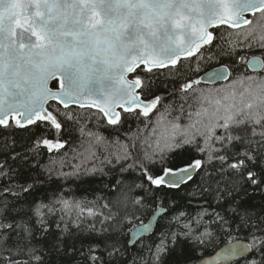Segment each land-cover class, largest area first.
I'll return each mask as SVG.
<instances>
[{
    "label": "snow or ice",
    "instance_id": "obj_1",
    "mask_svg": "<svg viewBox=\"0 0 264 264\" xmlns=\"http://www.w3.org/2000/svg\"><path fill=\"white\" fill-rule=\"evenodd\" d=\"M248 13L264 18V0H0V129H42L26 150H17L15 140L0 143V264H52L53 253L68 255L67 222L61 229L50 218L59 212L64 221L73 211L77 229L84 219L102 226L86 230L96 234L94 242L71 246L80 264H165L181 237L191 249L187 264H264V204H248L245 187L264 192V80L233 75L246 56L237 54L232 30L264 48V24L258 35L255 28L243 31L253 25ZM217 55L235 59L205 75L229 83L205 90L201 64ZM247 67L264 71V58L252 56ZM161 83L172 86L169 95L192 97L197 110L187 113V123H181L183 105L181 115L169 119L172 106L157 94ZM117 108L136 117V132L109 140L86 131L100 114L118 131L123 120ZM70 129L89 138L84 152L72 149L74 159L111 165L114 182L105 185L110 195L102 205L107 212L55 193L47 202L35 195L53 175L79 178V165L63 171L67 152L42 159V147L48 153L65 148ZM190 185L189 196L210 201L203 199L194 218L170 215L162 207L166 190ZM204 205L214 207L209 212ZM126 223L133 227L125 231ZM222 237L223 247L206 256Z\"/></svg>",
    "mask_w": 264,
    "mask_h": 264
},
{
    "label": "trees",
    "instance_id": "obj_2",
    "mask_svg": "<svg viewBox=\"0 0 264 264\" xmlns=\"http://www.w3.org/2000/svg\"><path fill=\"white\" fill-rule=\"evenodd\" d=\"M250 20L253 21V25L245 26L243 31L246 32L250 28L257 29V35L259 26L261 24H264V18L260 17V14L257 13L254 16L250 17ZM241 32V30H232V37L231 40L235 42V44L239 45L236 48L238 55H245L246 60L241 64L239 61L236 63V67L239 68V72L234 73L233 75L235 77H240L242 75H249L255 77L257 81L264 79V71L259 72H251L248 67L247 63L251 59L252 56H260L264 58V48L261 47L260 43L258 41H253L251 38H249L248 41L243 40V36H237V33ZM251 43V47H248L247 45ZM235 57H229L226 55H217L211 60H207L206 62L201 64V70L198 73V75H202L204 72L220 67L222 64H229L231 66L232 60H234ZM163 71V70H162ZM231 79V78H230ZM161 80H164V77L161 76ZM229 83L227 81L225 84ZM223 84L216 85V86H205L202 85L200 87L204 88L205 90L208 89H217L221 88ZM173 91L172 86L169 85L167 88L164 87V84L161 83L157 89V94L164 96V105H171V116L175 117L177 115H181L180 112V106L183 105V116L181 118V123H187V113L189 111H195L197 110L196 105L193 103L192 97L189 95L185 99H181L180 94L176 93L175 95H169ZM192 105L191 108H189V105ZM161 112L164 111L163 107H161ZM96 112H91L90 114H94ZM101 117V116H100ZM121 119L123 120V126L119 128L117 131L115 126H108L102 118L97 123V119L95 115H93V118L88 122L87 130H91L93 132H99L105 137H107L109 140H112L114 136H119L121 140L125 139L126 135H130L133 132L137 131V124L138 121L135 116L130 114H123L121 116ZM143 117H141V121H143ZM152 119L155 120V116H152ZM131 126V128H129ZM139 127L141 130H143L144 134H147L150 129L145 127V122H139ZM42 131L41 128H36L33 126H27L25 128H13L11 130H3L0 129V143H2L4 138H7L9 142L11 143L12 140H15L18 145L17 150L21 149H27L28 146H30L35 138L39 135V133ZM64 140H67L69 143L66 144L64 149H61L58 153H48L46 148L42 147V151L45 153L44 157L42 159L45 163H47V158L50 155H55L57 158H59L60 155H62L64 152H67L68 155L66 157V163L65 167L63 168L64 172L71 173L73 171V166L79 165L80 166V176L77 178L76 176H70L68 179L64 178H57L55 175H53L52 180L49 184H46L43 187L37 188V191L35 195L37 196H43L45 198V202L48 201V199L52 196L53 193H55L56 196H63V198L69 200V201H81L83 202V206L85 207H94L100 211L107 212L108 209H103L102 205L107 201L106 197L110 195L109 188L105 187V185L109 184L110 182H114V174L109 173V169L111 165H101L99 160L95 158H89L86 162L82 163L83 157L81 158H73L75 153H73L72 149L75 148L77 152H84V149L88 146V137L84 136L82 137L78 129H70L68 132L64 134L63 137ZM83 141V146H81V142ZM97 155L100 157V159H103V155L100 149H97ZM151 151V149H149ZM184 151H191L195 153V150L191 148V146H185ZM87 155V153H85ZM142 155V153H141ZM199 155V154H197ZM154 160L156 161L155 166L156 167H162L163 165L160 162V154L157 152V155L154 157ZM131 161H129L130 163ZM146 164H148V161H145ZM97 168V171L94 174H84L85 169H91L93 167ZM103 168V172H100L99 169ZM119 166H117L116 171L118 172ZM104 173H108L105 175ZM41 180L45 179V176H40ZM194 185H190L188 188H182L178 191H167L164 194L163 204L162 207H166L169 209V213L171 214H179V212H184L185 215L189 218L196 217L197 213L202 211V209L198 206L203 203V199H209L208 197L201 198L199 196L191 197L187 193L192 190ZM246 188H248L249 195L247 197V203L250 205L259 206L261 204H264V192H261L259 190H253L248 185H245ZM99 198V199H98ZM172 201H175L173 204ZM191 201V202H190ZM89 202H95V204L89 203ZM60 205H57V208H59ZM208 209L209 212L212 211V207H209L208 205H204ZM60 215L61 213L57 212V214L50 219L52 221H58L60 223V228L63 229L65 227V222H67L69 231L71 235L66 237L65 239V248L68 251V255L57 257L55 253L52 254V264H80L81 257L80 255L73 254L70 249L73 244L76 245L77 248L80 247L81 244H84L87 246L89 242H94L98 239L96 234L89 235L86 231L89 228L90 224L95 223L96 228L100 229L102 226L93 219H84L83 222L80 224V229H77L75 224H73V221L76 219L75 211H73L72 215L70 217H65L64 221H60ZM137 215H140L137 213ZM151 215V212L146 213L144 216H142V219H147ZM84 216H87V212L85 211ZM83 219V217H82ZM205 222L207 221V217L204 218ZM184 222V219H181V223ZM195 226V224H193ZM133 227V225L125 224L124 230L127 231L128 228ZM53 229L55 230V224H53ZM200 231H203V228H200ZM150 237L144 238L143 242L148 243ZM227 237H222L221 241L219 242L218 246L213 250V248L209 247L208 250L205 252V255H209L212 252H214L218 247L224 244L226 242ZM140 244L137 243L134 247H129L128 252L129 256L128 259L131 258V255L136 253L139 249ZM189 254H191L190 245L187 241H185L182 237L178 239L176 244L175 251L171 252L170 255L166 258L165 264H187V259Z\"/></svg>",
    "mask_w": 264,
    "mask_h": 264
},
{
    "label": "water",
    "instance_id": "obj_3",
    "mask_svg": "<svg viewBox=\"0 0 264 264\" xmlns=\"http://www.w3.org/2000/svg\"><path fill=\"white\" fill-rule=\"evenodd\" d=\"M253 14L252 13H248V14H246V19H248V17L249 16H252ZM246 26V25H245ZM248 64V63H247ZM217 68H219V67H217ZM214 69H216V68H214ZM250 71H252V72H259V71H261V70H253V69H251V68H248ZM213 69H211V70H209V71H207V72H205V73H210L211 71H212ZM205 73L204 74H202L201 76L202 77H204V80H203V82H202V84L203 85H207V86H210V85H213V86H215V85H217V84H223V83H226L227 81H224V82H212V81H208V78H207V76L205 75ZM93 111H96L97 112V110L95 109V108H93L92 109ZM116 111L117 112H120V111H122L123 112V110L122 109H120V108H117L116 109ZM124 113V112H123ZM124 114H126V113H124ZM102 115V114H101ZM103 116V115H102ZM104 118V120L106 121V123H107V118L106 117H103ZM148 219V218H147ZM146 219V220H147ZM146 237H148V234H145V237L144 238H146ZM133 239H135V237H133ZM221 247H223V245L222 246H220L219 248H217L215 251H219L220 250V248ZM214 254V252H212L211 254H209V255H207V256H210V255H213Z\"/></svg>",
    "mask_w": 264,
    "mask_h": 264
},
{
    "label": "rangeland",
    "instance_id": "obj_4",
    "mask_svg": "<svg viewBox=\"0 0 264 264\" xmlns=\"http://www.w3.org/2000/svg\"><path fill=\"white\" fill-rule=\"evenodd\" d=\"M264 80V79H263ZM92 112V111H91ZM96 112V111H95ZM100 116H101V118H102V120L105 122V120H104V118L102 117V115L100 114ZM106 123V122H105ZM195 227V226H194Z\"/></svg>",
    "mask_w": 264,
    "mask_h": 264
}]
</instances>
